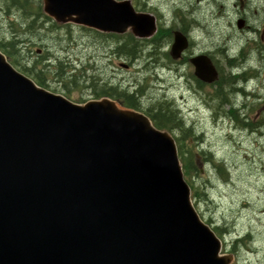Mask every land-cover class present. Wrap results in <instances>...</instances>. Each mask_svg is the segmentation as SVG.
I'll use <instances>...</instances> for the list:
<instances>
[{
	"label": "water",
	"instance_id": "obj_1",
	"mask_svg": "<svg viewBox=\"0 0 264 264\" xmlns=\"http://www.w3.org/2000/svg\"><path fill=\"white\" fill-rule=\"evenodd\" d=\"M43 2L61 24L158 31L130 0ZM189 46L176 31L172 58ZM191 63L199 80H218L207 56ZM191 196L169 132L110 98L79 105L50 92L0 50V264H232Z\"/></svg>",
	"mask_w": 264,
	"mask_h": 264
},
{
	"label": "rangeland",
	"instance_id": "obj_2",
	"mask_svg": "<svg viewBox=\"0 0 264 264\" xmlns=\"http://www.w3.org/2000/svg\"><path fill=\"white\" fill-rule=\"evenodd\" d=\"M252 1L256 5V1ZM132 3L138 11L152 13L161 18L159 24L167 27L177 22L175 13L178 9L191 14L201 25L194 34L196 50L206 52L214 51L211 48L213 43L222 46L221 39L226 22L221 15L225 11H231L236 0H132ZM144 3L147 4L145 8ZM245 12L251 19L257 17L255 10L254 15L248 9ZM17 17L16 14L8 15L0 2V41L18 36L30 41L23 47L25 58L22 63L36 62L39 60L38 55L49 53L81 73L78 85L70 84L69 89L49 75L48 90L65 95L79 105L96 100L94 90L89 88V84L83 79V76L88 74L89 77L95 76L96 80L103 79L112 86H120L129 91L135 90L137 86L145 87L144 109L160 101L172 102L182 109L179 116L187 128H191L197 118L198 132L206 135L203 150L206 154L212 151L214 156L222 161L228 181L225 183L226 181L207 165L203 166V174H193L189 182L198 193L193 200L197 211L205 222L220 230V237L222 233L224 235V231L228 232L222 239L228 252L233 250L236 242L242 241L247 235L253 237V240L247 241L245 245L238 243L234 264L264 263V191L260 193L258 189V185L264 189V180L259 175L258 159L253 158L257 152L264 160V150L262 146L259 149L257 147V135L250 134L246 129L236 131V127L233 128L230 123L222 120H210V112L198 106L192 97V69L186 66L176 67L164 59L161 67H147L141 60L137 63L126 62L123 58L111 56L107 45L109 42L90 32L92 30L74 24L60 25L52 20L57 26H53L51 22H42L44 24L39 23L42 25L40 27L37 23L33 33L23 34L27 27H22ZM254 19L253 21L257 20ZM238 23L240 27H244L241 20ZM259 27L264 30V25ZM172 43L173 41L170 47ZM39 50L41 52L38 54ZM123 63H128V70L121 68ZM174 136L179 137L180 134L174 133ZM189 144L194 156L200 161L201 143H193L190 140ZM198 167L201 165L198 164Z\"/></svg>",
	"mask_w": 264,
	"mask_h": 264
},
{
	"label": "trees",
	"instance_id": "obj_3",
	"mask_svg": "<svg viewBox=\"0 0 264 264\" xmlns=\"http://www.w3.org/2000/svg\"><path fill=\"white\" fill-rule=\"evenodd\" d=\"M0 2L8 15L16 14L21 26L23 27L24 25L27 27L26 32L23 34L30 35L33 33V31L36 30L35 25L37 23L44 24L51 22L53 23V26H57L52 19L43 13V4L41 0H0ZM143 6L145 8L147 4L144 3ZM144 8L143 10L146 11ZM257 12L259 13L258 9ZM158 19L161 20L159 17ZM175 19L177 22H174L170 27L160 23L157 34L150 40H138L131 34L122 37L116 36L115 44L111 48V54L115 55L117 58H123V60L126 61L128 60L131 63L141 60L147 67H161L163 59L173 65L177 64V67H179V65L189 64L188 60L192 54L190 52H188V54L179 62H176L171 58L170 44L173 41V34L176 30H180L185 35H192L193 31L201 25L197 20L193 19L191 14L185 13L183 9H178L176 11ZM244 20L246 21L247 26L249 25V22L253 27L256 23L252 20L247 21L246 17H244ZM41 26L42 25H40V27ZM90 32L97 34L101 39L105 37L103 34L95 31ZM108 37L112 38V36ZM107 42L110 43L111 41ZM29 43L30 41H25L21 36L12 37L9 40L0 41V49L15 67L33 78L41 87L49 89V75H52L55 80L57 79L59 82L63 83L67 89H69L68 87L70 84L78 85V80H80L79 74L81 73H78L75 67L49 53L42 56L38 55L39 60L36 62L22 63L24 60L23 58H25V48L23 47H26L25 44ZM224 53L225 50L221 47L216 48V55H223ZM213 59L217 65L216 59ZM69 68L71 69L68 70ZM83 79L85 83L89 84V88L94 90L96 99L111 98L120 103L124 108L143 112L150 117L158 129L169 131L173 135L174 133L180 134L179 137H174L178 144L186 180L192 186V183L189 181H191L193 174L195 173L198 175L201 174V172L196 170V159L191 148L192 143L189 144V141L192 139V130L186 128L184 121L179 118V113L175 108V104L172 102L160 101L151 104L150 107L144 109L143 99L146 96L145 87L137 86L135 87V90L129 91L128 89H122L120 86H112L103 79L96 80L95 76L89 77L88 74H85ZM196 193L195 190L193 197ZM196 196H198V193ZM215 231L217 233L220 232L219 229H215ZM233 252L235 253V250Z\"/></svg>",
	"mask_w": 264,
	"mask_h": 264
},
{
	"label": "flooded vegetation",
	"instance_id": "obj_4",
	"mask_svg": "<svg viewBox=\"0 0 264 264\" xmlns=\"http://www.w3.org/2000/svg\"><path fill=\"white\" fill-rule=\"evenodd\" d=\"M255 1L256 5L252 0H236L231 11H225L221 15V18L226 22L225 32L221 39L223 44L218 46V44L213 43L211 48L214 51H209V55H207L214 64L213 58L216 59L217 65L215 64V66L219 71L218 81L209 85L198 80L192 65H190V69H192L190 77L191 86L194 87L192 97L198 106H202L210 112L212 122L222 120L230 123L231 127H236V131H239L244 129L242 124H244L245 119L246 130L252 135H257V147L259 149L262 146L264 150V30L262 31L259 27L261 24L264 25V0ZM247 9L252 12V15H254L255 10L257 14L255 19L257 20L253 18L254 23L256 22L254 27L250 22L247 26L245 22L246 28L241 30L238 23L240 20L243 22L244 17H246L247 21H253L245 12ZM103 35L105 37L102 40L111 41V44L114 45L115 35ZM108 36H112V38ZM218 47L225 50L223 55L215 54ZM108 49L111 51V47ZM194 52L197 54L199 51L195 50ZM190 130H192V142L201 143L200 154L202 156H199L201 160L196 158L197 163L201 165V171L204 173V165L210 166L221 179L225 180L226 174L221 172L222 161L218 160L212 151H208L206 154L203 150L206 145V135L203 132H198L197 118H195ZM261 140H263L262 143ZM255 157L258 159L260 178L264 180V160L257 152L253 157L254 160ZM258 189L260 193L264 191L259 185Z\"/></svg>",
	"mask_w": 264,
	"mask_h": 264
}]
</instances>
